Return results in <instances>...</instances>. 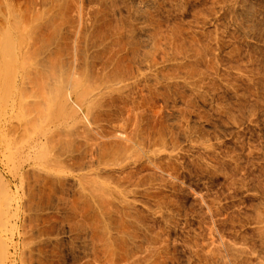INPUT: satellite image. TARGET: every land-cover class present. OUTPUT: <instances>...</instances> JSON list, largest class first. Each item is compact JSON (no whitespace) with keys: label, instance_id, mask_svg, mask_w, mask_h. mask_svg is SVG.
<instances>
[{"label":"rangeland","instance_id":"374dc122","mask_svg":"<svg viewBox=\"0 0 264 264\" xmlns=\"http://www.w3.org/2000/svg\"><path fill=\"white\" fill-rule=\"evenodd\" d=\"M0 38L53 99L0 101V264H264V0H0Z\"/></svg>","mask_w":264,"mask_h":264},{"label":"bare ground","instance_id":"6f19581e","mask_svg":"<svg viewBox=\"0 0 264 264\" xmlns=\"http://www.w3.org/2000/svg\"><path fill=\"white\" fill-rule=\"evenodd\" d=\"M9 17H10V16H9ZM36 19H37V18H36ZM20 20H21V19H20ZM32 20L34 21V19H32ZM32 20H31V21H32ZM10 21H11V20H10ZM16 21H17V20H16ZM35 21H36V20H35ZM21 22H22V21H21ZM17 23H18V22H17ZM10 24H11V23H10ZM18 27H19V26H18ZM23 27H24V24H23ZM7 30H8V29H7ZM30 30H31V29H30ZM12 31H13V30H12ZM26 31H27V30H26ZM26 31H25V32H26ZM28 32H29V31H28ZM31 32H32V31H31ZM33 32H34V31H33ZM11 33H12V32H11ZM13 33H14V32H13ZM1 34H2V30H1ZM3 34H5L4 31H3ZM8 34H9V33H8ZM14 34H15V33H14ZM18 34H19V33H18ZM21 34H22V33H21ZM28 34H30V32H29ZM5 35H6V34H5ZM11 35H12V34H11ZM16 36H17V35H16ZM32 36H33V34L31 35V37H32ZM4 37H5V36H4ZM7 37H8V36H7ZM19 37H20V36H19ZM19 37H18V38H19ZM25 37H26V36H25ZM1 38H3V37L1 36ZM1 38H0V41H1V43H2V40H3V39H1ZM10 38H11V37H10ZM14 39H15V38H14ZM19 39H20V38H19ZM29 39H30V38H29ZM31 39H32V38H31ZM9 40H10V39H9ZM9 40H7L6 42L9 43V42H8ZM11 40H12V39H11ZM25 41H26V40H25ZM32 41H33V40H32ZM6 42H4V43H6ZM12 42H13V41H12ZM12 42H11V43H12ZM18 42H20V41L18 40ZM4 43H3V44H4ZM13 43H14V42H13ZM20 43H22V42H20ZM20 43H19V44H20ZM19 44H17V45H19ZM22 44H23V43H22ZM25 44H26V43H25ZM11 45H12V44H11ZM15 45H16V44H15ZM7 46H8V44H7ZM4 47H6V46H4ZM27 47H28V45H27ZM29 47H30V46H29ZM25 49H26V48H25ZM6 50H8V49H6ZM18 51H19V50H18ZM27 51H28V49H27ZM29 51H30V50H29ZM22 52H23V51H22ZM22 52H21L20 54H22ZM2 53H3V52H2ZM9 53H10V52H9ZM4 54H5V53H4ZM1 55H2V54H1ZM11 55H12V54H11ZM24 55H25V54H24ZM4 56H8V55L5 54ZM25 56H26V55H25ZM27 56H28V55H27ZM0 57H1V56H0ZM14 57H16V56H14ZM8 58H10V57H8ZM11 58H12V57H11ZM29 58H30V57H29ZM29 58L26 57L25 59H29ZM1 59H2V58H1ZM12 59H13V58H12ZM16 59H17V58H16ZM32 59H33V58H32ZM35 59H36V58H35ZM35 59H34V60H35ZM7 60H8V59H7ZM9 60H10V59H9ZM13 60H14V59H13ZM10 61H11V60H10ZM10 61H9V62H10ZM18 61H20V60H18ZM26 61H28V60H26ZM30 61H31V60H30ZM7 62H8V61H6V63H7ZM13 62L15 63V65H17V60H16V62H15V61H13ZM13 62H12V64H14ZM20 63H21V62H18L17 67L14 65L15 67H14L12 70H10V71H7V70L5 69V67H4V68H1V67H0V101H1V100H4V99H6V98H7L8 100L10 99V100H12V101H13V100H22V101L24 100L25 102H23V103H20V102H18V101H17V103L22 104V105H20V106H23V105H24L23 107H21V108H19V109L21 110L22 114L25 113L26 115H30L29 119H26L27 117H26L25 114H24V117H23V115L20 114L21 112L18 113V111H17L18 109L16 110L17 112H15L16 115H17V113H18L17 116L15 115L16 118L19 119V120H21V121H23L24 123H25L27 120L30 121L31 115H34V114L36 113V111H37V112H38V111L40 112L41 110L43 111L44 108H45L44 110H45L46 112L48 111L47 113L49 114V115H48V117H49V116H50L49 110H50V112H51V110L53 109V108H51V106H52L51 104H52V103L50 104V102H52V101H50V100H53V99L51 98L50 94H48V95L50 96V98H49L48 95H47V96H48V97H47L46 94H45L44 92H43L44 94H42L43 97H42L40 94H39L40 97H39L38 94H37L38 96H36L37 91H38V93H40V92L42 93V91L44 90V89L41 90V89H42V86H43V84L46 85L45 83H47L48 81L46 82L45 80H48L49 77L47 78V76H45V77H46V78L44 77L45 80L42 78V80H43L44 82L41 81L40 78L38 79V80H40V81L36 80V81L39 82V83L37 82V84H38L39 86L41 85V87H40V90H41V91L36 90L37 88L34 87L35 89L32 88V90H31V92H30L32 95H31V94L28 95V93H29L28 91H29V90H27L28 93H26V94L24 95V94H23L24 92H22V91L24 90V91L26 92V90H25V85H26L27 83H30V82H31L30 80L27 81V79H29V78L23 79V78H24V75H25V77H27V76H26V73L30 72L29 70L25 69V68H26L28 65H30V64H28V62L26 63V62L24 61V63H25L24 65L28 64V65L24 68V67L22 66V64H20ZM22 63H23V62H22ZM29 63H30V62H29ZM34 63H35V61H34ZM37 63H38V62H37ZM4 64H5V63H4ZM0 65H1V63H0ZM5 65L7 66V64H5ZM20 65H21L22 67H21ZM34 65H35V64H34ZM9 67H10V66H9ZM11 67H12V66H11ZM28 67H29V66H28ZM33 67H34V66H33ZM6 68H7V67H6ZM36 68H37V66H36ZM38 68H39V67H38ZM47 68H48V67H47ZM17 69H18V72H17ZM29 69H31V72L34 71V69L31 68V67H30ZM32 69H33V70H32ZM43 69H45V68H43ZM22 70H23V71H22ZM25 70H26V71H25ZM21 71H22V74H20V76H21V77H20V80H21V81L25 80V81H24L25 85L22 86L23 82H21V85H20L21 87H20V89H19V91H21V92H18V86H16V83H17L16 81H18L19 79H18V80H16V79L19 77V72H21ZM24 71H25L26 73H25ZM39 71H40V70H39ZM41 71H42V70H41ZM34 72H36V69H35ZM43 72H44V71H43ZM46 72H47V71H46ZM24 73H25V74H24ZM44 73H45V72H44ZM48 73H50V71H49ZM48 73H47V74H48ZM36 74H37V73H36ZM47 74H45V75H47ZM28 75H30V77L32 76V74H28ZM33 75H34V74H33ZM36 76H39V75L37 74ZM40 76H43V75H40ZM48 76H51V74H49ZM52 76H53V75H52ZM34 77H35V76H34ZM50 78H52V77H50ZM35 79H37V78H33V81L31 82L32 85H33V82H34V83L36 82V81H34ZM20 80H19V81H20ZM49 81H50V80H49ZM74 81H75V84H74V87H73V90H72V91H74V94H73V95H76L77 99H80V98H82L83 93H84V91H85L86 89H85V90L83 89V86H84L83 84H84V83H82V80H81V79L78 78V79H75ZM41 82H43V84H40ZM18 83H19V82H18ZM19 84H20V83H19ZM19 84H17V85H19ZM49 84H50V83H49ZM49 84H48V85H49ZM58 84H59V82H58ZM58 84H57V85H58ZM27 85H28V87L30 86V84H27ZM27 85H26V88H27ZM35 85H36V84H35ZM61 85H62V84L60 83L59 87H62ZM22 87H24L23 90H21ZM29 88H30V87H29ZM84 88H86V86H85ZM5 89H6V90H5ZM38 89H39V87H38ZM59 89H60L61 92H62V89H63V93H62V94H65V92H64V91H65L64 88H62V89L59 88ZM47 90H48V89H47ZM32 91H35V92H32ZM66 91H68V90H66ZM72 91H71V92H72ZM48 92H49V90H48ZM50 92H52V91H50ZM50 92H49V93H50ZM20 93H21L22 95H21ZM33 93H34V94H33ZM46 93H47V92H46ZM27 95H28L30 98H28ZM30 95L32 96V99H31V96H30ZM24 96L27 97V98L29 99V101H30V100H33L32 102H34V97H35V103H31V102H29V105H31V104H35V105H36V100H39V101H40V98H42V99H41L42 101H43V100H46L45 102H47V103H44V101H43V104L40 103V104H39L40 106H41V105H44V106H45V107L42 106V108H39V106H37V105H38V103H37L35 113H34V110H33V112L31 111V110H32L31 108L34 109L35 105H32L33 107L29 108V111L26 112V110H25V111H23L24 109L22 110V108H27V107H26L27 105H25V104H28V101H27L28 99L26 98L27 100H25V97H24ZM33 96H34V97H33ZM58 97H59V96H58ZM62 97H63V96H61V98H62ZM47 100L50 101V102H48ZM55 100H56V99H55ZM12 101H11V102H12ZM26 101H27V102H26ZM39 101H38V102H39ZM60 101H61V100H60ZM40 102H41V101H40ZM2 103H3V101L1 102V104H2ZM13 103H14V102H13ZM17 103H15V104L17 105ZM59 103H60V102H59ZM29 105H28V107H30ZM60 105H61V104H60ZM1 106H2V105H1ZM1 106H0V107H1ZM17 106L19 107V105H17ZM12 107H13V106H12ZM12 107H11V108H12ZM14 107H16V106H14ZM52 107H53V106H52ZM59 107H61V109H63L62 106H59ZM59 107H58V108H59ZM6 108H7V107H6ZM9 108H10V107H9ZM11 108H10V110H11ZM16 108H17V107H16ZM58 108H55V107H54V109H57V110H58ZM40 109H41V110H40ZM59 109H60V108H59ZM61 109H60V110H61ZM1 110H2V109H1ZM20 110H19V111H20ZM27 110H28V109H27ZM60 110H58V111L60 112ZM30 111H31L32 113H31ZM45 111H44V112H45ZM63 111H64V110H63ZM4 112H5V110H4ZM29 112H30V113H29ZM44 112H43V113H44ZM59 112H58V113H59ZM64 112H65V111H64ZM10 113H11V112H9V116H10L11 114H13V113H11V114H10ZM41 113H42V112H41ZM41 113H38V116H43ZM1 114H2V113H0V115H1ZM45 114H46V113H45ZM45 114H44V115H45ZM3 115H5V114L3 113ZM3 115H2V116H3ZM13 115H14V114H13ZM55 115H56V114H55ZM63 115H64V114H63ZM63 115H62V116H63ZM45 116H46V118H47V115H45ZM70 116H71V115H70ZM25 117H26V118H25ZM32 117H36V118H37L36 115H35V116H32ZM52 117H53V116H52ZM71 117H72V116H71ZM1 118H4V116L1 117ZM8 118H10V117H8ZM12 118H13V117H12ZM24 118H25V119H24ZM36 118H35V120H37ZM39 118L42 119L43 117H38V119H39ZM44 118H45V117H44ZM50 118H51V117H50ZM54 118H55V117H54ZM60 118H61V117H60ZM62 118H63V117H62ZM62 118H61V119H62ZM64 118H65V117H64ZM66 118H67V115H66ZM40 119H39V120H40ZM56 119H58V118L56 117ZM81 119H82V118H81ZM39 120H38V121H39ZM42 120H43V119H42ZM46 120H47V119H46ZM46 120H45V121H46ZM51 120H52V119H51ZM4 121H5V120H4ZM4 121H3V122H4ZM38 121H36V123H37L38 125H37L36 123H34V124L37 125V126L41 125V124H39V123L42 122V121L40 120L39 123H38ZM55 121H56V120H55ZM33 122H34L33 120H32V122H31V121L29 122V124L32 123V127H33ZM49 122H50V121H49ZM4 123H6V121H5ZM24 123H23V124H24ZM26 123L28 124V122H26ZM47 123H48V122H47ZM48 124H49V123H48ZM35 125H34V126H35ZM42 125H45V124H42ZM3 126H4V125H3ZM3 126H1V127H3ZM19 126H20V124H19ZM37 126H36V127H33V128H36V129H37ZM47 126H48V125H47ZM24 127L26 128L27 126H22L21 128H24ZM42 127H44V126H42ZM25 128H24L23 130H26V133H28V134L25 135V134H26L25 131H22V132H24V133H25L24 135L27 137V136H29V133H30L31 130H30V131H27V128H26V129H25ZM38 128H39V127H38ZM39 129H40V128H39ZM39 129H38V130H39ZM45 129H47V128H45ZM34 130H35V129H34ZM38 130H37V133H38ZM41 131H42V130H41ZM47 131H49V130H47ZM47 131L44 130L45 133H46ZM1 132H2V131H1ZM51 132H52V131H51ZM51 132H50V133H51ZM31 133H32V131H31ZM48 133H49V132H48ZM53 133H54V132H53ZM3 134L6 135L5 132H4ZM3 134H2V137H3ZM32 134H33V133H32ZM35 134H36V133H34V135H35ZM42 134H43V132H42ZM5 135H4V136H5ZM43 135H44V134H43ZM51 135H52V134H51ZM0 136H1V135H0ZM6 136H7V135H6ZM21 137H24V136L21 135ZM26 137H25V138H26ZM30 137H31V136H30ZM4 138H5V137H4ZM25 138H24V139H25ZM27 138H28V137H27ZM6 139H9V138L7 137ZM1 140H3V139H1ZM4 140H5V139H4ZM4 140H3V141H4ZM10 140H11V139H10ZM10 140H9V141H10ZM25 140H26V139H25ZM5 142H6V141H5ZM14 142H15V141H13L12 146H13ZM10 143H11V142H10ZM7 144H8V143H6V145L4 144V146H6V149L9 147V146L7 147ZM17 144H18V143H17ZM8 145H9V144H8ZM14 146H15V145H14ZM46 147H47V146H46ZM13 148H14V147H13ZM17 149H18V147H17ZM8 152H9V151H7V153H8ZM15 152H16V151H15ZM9 153H10V152H9ZM36 153H37V151H36ZM11 156H12V155H11ZM34 156H35V154H34ZM12 157H13V156H12ZM36 157H37V156H36ZM41 157H42V156H41ZM37 159H38V157H37ZM45 159H46V158H45ZM37 161L39 162V160H37ZM42 161H43V160H42ZM43 165H44V164H43ZM38 167H39V166H38ZM44 167H45V166H44ZM41 168H43V167H41ZM50 169H51V168H50ZM44 170H45V169H44ZM82 179H83V177H82ZM84 179H85V178H84ZM87 179H88V178H87ZM89 179H90V178H89ZM91 179H92V177H91ZM92 181H93V179H92ZM84 182H85V181H83V183H84ZM90 182H91V181H90ZM99 182H100V181H99ZM0 183H1V182H0ZM2 186H3V185H2ZM85 186H86V185H85ZM85 186H84V187H85ZM88 186H89V185H88ZM96 186H97V185H96ZM90 187H94V186L92 185V186H90ZM102 187H103V186H102ZM85 188H86V187H85ZM87 188H88V187H87ZM104 188H105V187H104ZM3 189H4V187H3ZM0 190H1V189H0ZM95 190H96V189H95ZM95 190H94L93 192H96ZM100 190H101V189H100ZM1 191H2V190H1ZM103 191H104V190H103ZM96 193H98V192H96ZM100 193H101V192H100ZM103 194H104V193H103ZM103 194H102V195H103ZM97 198H98V197H97ZM102 198H103V197H102ZM103 199H104V198H103ZM3 211H4V210H3ZM3 211H2V213H3ZM0 220H1V219H0ZM2 251H4L3 247L1 248L0 262H1L2 257H3V253H2ZM1 256H2V257H1Z\"/></svg>","mask_w":264,"mask_h":264}]
</instances>
